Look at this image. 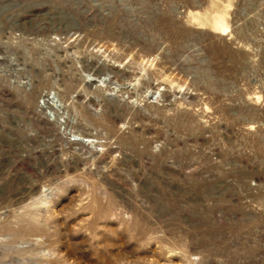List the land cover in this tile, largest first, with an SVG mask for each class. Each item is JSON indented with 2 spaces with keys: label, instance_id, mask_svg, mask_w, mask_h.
Wrapping results in <instances>:
<instances>
[{
  "label": "rangeland",
  "instance_id": "obj_1",
  "mask_svg": "<svg viewBox=\"0 0 264 264\" xmlns=\"http://www.w3.org/2000/svg\"><path fill=\"white\" fill-rule=\"evenodd\" d=\"M0 264H264V0H0Z\"/></svg>",
  "mask_w": 264,
  "mask_h": 264
}]
</instances>
